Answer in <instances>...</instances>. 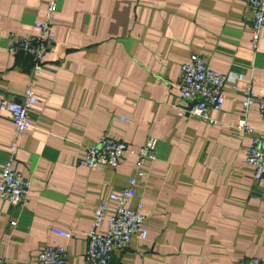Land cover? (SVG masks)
<instances>
[{"label": "crops", "instance_id": "obj_1", "mask_svg": "<svg viewBox=\"0 0 264 264\" xmlns=\"http://www.w3.org/2000/svg\"><path fill=\"white\" fill-rule=\"evenodd\" d=\"M47 1L0 0V100L19 103L32 81L37 98L14 156L26 201H0V257L38 264L44 247L60 246L66 264H85L93 208L136 169L131 157L115 169L78 164L108 135L134 149L156 140L128 205L141 202L147 237L115 250L109 264L264 263V179L245 164L250 136L235 130L246 84L264 90V28L252 49L241 19L247 0H57L54 43L34 73L28 57L10 54V35L34 34ZM191 55L241 77L224 86L214 123L185 113L192 102L180 97V66ZM248 114L253 131L264 132L257 107ZM14 138L2 113L0 170Z\"/></svg>", "mask_w": 264, "mask_h": 264}, {"label": "built area", "instance_id": "obj_2", "mask_svg": "<svg viewBox=\"0 0 264 264\" xmlns=\"http://www.w3.org/2000/svg\"><path fill=\"white\" fill-rule=\"evenodd\" d=\"M56 10L57 0H48L42 18L34 24V34L26 37L10 35V54L28 57L34 73L42 69L45 55L54 43L53 21ZM241 19L242 22L248 23L251 47L256 49L260 31L264 28V0H247L246 12ZM240 79L235 73H221L212 69L208 59L204 57L191 55L188 61L180 66V97L184 101L192 102L185 113L204 122L214 123L210 112L221 110L224 86L235 84ZM33 85L32 81L25 87L19 103L0 100V115L7 113L16 131V138L9 143L7 159L0 170V201H7L16 207L24 205L27 195V183L14 166L16 139L33 126L29 117L30 110L37 103ZM252 106L257 107L258 116L264 119V90L255 94L248 83L241 100L242 116L235 130L250 136V143L244 150L245 164L252 170L253 179L261 180L264 179V132H255L248 124V111ZM129 157L134 158L136 169L135 174L128 178L127 187L119 193L109 194L93 208L90 228L86 234L85 264H109L115 250L127 247L134 239L143 241L147 237L141 202L136 204L135 209H130L128 205L136 196L137 178L156 159V140L148 137L139 149H134L107 135L86 146L78 164L89 169H115ZM10 225L15 226V222ZM52 233L64 239L71 238V234L65 231L53 229ZM66 254L64 247L46 246L39 252L37 261L38 264H66ZM0 264H7V261L0 257ZM245 264L264 263L257 258H251Z\"/></svg>", "mask_w": 264, "mask_h": 264}, {"label": "trees", "instance_id": "obj_3", "mask_svg": "<svg viewBox=\"0 0 264 264\" xmlns=\"http://www.w3.org/2000/svg\"><path fill=\"white\" fill-rule=\"evenodd\" d=\"M22 56V55H21Z\"/></svg>", "mask_w": 264, "mask_h": 264}]
</instances>
